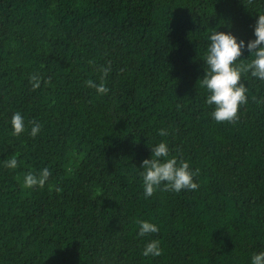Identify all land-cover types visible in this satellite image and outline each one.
Instances as JSON below:
<instances>
[{
    "label": "trees",
    "instance_id": "1",
    "mask_svg": "<svg viewBox=\"0 0 264 264\" xmlns=\"http://www.w3.org/2000/svg\"><path fill=\"white\" fill-rule=\"evenodd\" d=\"M262 13L264 0H0V264H250L264 250V82L242 77L238 118L216 122L198 79L213 28L247 41ZM101 78L97 94L86 81ZM17 111L27 130L13 136ZM160 140L199 169L197 189L144 197L139 167ZM140 219L159 231L139 237ZM151 239L158 257L142 255Z\"/></svg>",
    "mask_w": 264,
    "mask_h": 264
},
{
    "label": "clouds",
    "instance_id": "2",
    "mask_svg": "<svg viewBox=\"0 0 264 264\" xmlns=\"http://www.w3.org/2000/svg\"><path fill=\"white\" fill-rule=\"evenodd\" d=\"M253 37L247 41L238 38L230 30L218 31L216 28L207 36V46L203 53V61L206 68L204 74L199 78V86L205 93L204 104L212 106L210 116L216 122L235 121L240 105L247 102L248 88L242 77H251L264 82V13L258 14L252 26ZM247 51V58L242 53ZM111 70V65L100 67L102 77ZM32 88L40 85L38 74L29 76ZM86 84L94 88L97 94L108 91L103 79L96 83L89 79ZM264 103V98L257 101ZM181 106L177 105V110ZM31 124L28 134L35 137L41 131V125L35 121ZM13 136H18L27 130L25 117L21 112H14L10 119ZM160 136H166L165 129L159 130ZM4 166L9 169L17 168V158L12 156L7 159ZM143 195L150 197L157 189H164L172 192H180L183 189L195 190L199 187L194 179L199 169L193 170L190 163L185 159H178L176 155H170V149L165 140H160L150 148V157L142 160L139 167ZM51 175L48 167L38 172L29 171L24 175L23 186L25 188L43 187ZM137 235L145 237L151 233H157L159 227L151 220L140 219ZM159 239L148 240L142 250L145 257H158L163 249ZM250 264H264V250L254 252L250 256Z\"/></svg>",
    "mask_w": 264,
    "mask_h": 264
}]
</instances>
